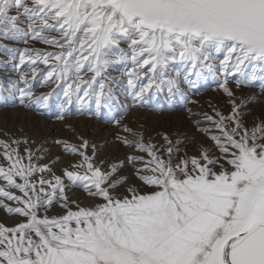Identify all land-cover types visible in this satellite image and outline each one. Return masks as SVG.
Segmentation results:
<instances>
[{
    "label": "snow or ice",
    "instance_id": "1",
    "mask_svg": "<svg viewBox=\"0 0 264 264\" xmlns=\"http://www.w3.org/2000/svg\"><path fill=\"white\" fill-rule=\"evenodd\" d=\"M0 41L18 76L0 79V107L47 114L57 96V120L103 117L129 150L97 161L83 137L57 139L76 158L57 175L44 142L5 133L0 210L15 222H0V264H264V106L248 108L264 96V0H0ZM212 85L229 112L187 108L194 133L157 141L125 122Z\"/></svg>",
    "mask_w": 264,
    "mask_h": 264
},
{
    "label": "rangeland",
    "instance_id": "2",
    "mask_svg": "<svg viewBox=\"0 0 264 264\" xmlns=\"http://www.w3.org/2000/svg\"><path fill=\"white\" fill-rule=\"evenodd\" d=\"M0 43H7L9 46H16L13 42L0 41ZM36 47L44 48L46 46L37 44ZM50 50V49H49ZM7 57L0 54V60H6ZM26 68V66H25ZM41 72L46 71L44 65H40ZM9 78L17 79L16 73L11 70L0 69V79L7 81ZM54 85L51 87H40L38 81L34 84L35 92L39 95L41 92L51 91ZM210 87L202 86L199 92H190L189 99L198 101L197 104H184L177 101L174 110L160 111L154 110L153 107L134 108L126 116L125 122L130 127L139 129L145 132V137L153 136L157 141H160V137L157 133L173 132L177 129L184 130L191 133L195 132L192 127L191 121L187 118V108L192 109L193 112H207L209 115H214L212 108H218L220 111L227 114L229 112V106L226 103L225 97L218 91H213ZM58 91V90H57ZM258 91L257 88H251L245 90V95H252ZM60 99L57 96H53L50 99V109L47 114H42L37 111L28 110L20 106H8L0 107V139L7 140L8 135L14 138H25L29 141H35V144H31V147L35 149L41 142H44V147L50 149L47 154V158L39 161V163H48L49 160L59 157V163L53 166V171L57 174H61V170L66 167L69 162H74L76 158L72 157L68 153L62 150V147L54 144L57 139L67 140L69 143L78 144L79 137H83L90 143L95 144L98 149L97 161L108 158L110 161L116 158L123 159L125 153L129 150L120 146L114 139V134L117 131L112 124L106 122L103 117H96L93 115L74 114L66 118L61 122L55 118L57 105ZM158 102H163L162 100ZM150 105H153L152 100L149 101ZM211 105V107H210ZM264 106V96L259 97V102L251 103L248 108L252 109L253 114H259L261 107ZM73 111L75 107L73 106ZM193 119H203L202 116L193 117ZM251 120V117H248ZM71 125V128L68 127ZM208 124H202L201 127H209ZM74 129V131L72 130ZM7 133L8 135H5ZM123 134V133H122ZM198 139H204L201 134L196 133ZM204 143H211L207 139H204ZM25 145L20 146L21 154ZM91 148L88 149V153L91 154ZM0 163L6 164L2 157H0ZM106 167V166H105ZM131 168L125 169V174H130ZM133 183H138L135 178H131ZM67 183V181H65ZM0 183H3L0 181ZM15 191V190H13ZM19 195L20 193H16ZM71 199L81 202V206L88 205L91 201L87 197L86 193L79 188H73L68 192ZM7 202V201H6ZM10 203V202H9ZM59 211L57 207L52 214ZM0 222L5 223L7 226H12L15 222V217H9L3 210H0Z\"/></svg>",
    "mask_w": 264,
    "mask_h": 264
}]
</instances>
